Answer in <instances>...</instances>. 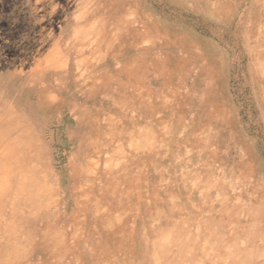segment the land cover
<instances>
[{"label":"rangeland","instance_id":"374dc122","mask_svg":"<svg viewBox=\"0 0 264 264\" xmlns=\"http://www.w3.org/2000/svg\"><path fill=\"white\" fill-rule=\"evenodd\" d=\"M0 162L19 264H264V0H0Z\"/></svg>","mask_w":264,"mask_h":264},{"label":"bare ground","instance_id":"6f19581e","mask_svg":"<svg viewBox=\"0 0 264 264\" xmlns=\"http://www.w3.org/2000/svg\"><path fill=\"white\" fill-rule=\"evenodd\" d=\"M16 155L17 154L14 152V158ZM36 167L35 164H30L26 173L23 172L28 182L19 187L17 191V201H15L14 204V215H12L10 219L4 218L3 220L4 227L2 231H0V263L6 261L8 263L15 262L19 264L24 261L27 253L31 250H38L39 248L47 250L50 248L41 245L32 246V243H30L36 239L34 238L35 222L34 219L31 218L44 214L45 210L43 203L44 189L41 187L37 178L34 177V175H36L34 173L35 170H37ZM3 169H5V164L0 162V171ZM82 171H84L82 168H77L76 174ZM20 178L21 177L16 178V180L18 181ZM2 181H4V179H0V183H2ZM19 202L24 203L19 205ZM13 216L14 218L12 219ZM105 222L111 224L110 218L106 219ZM125 240H127V238H124L122 241ZM57 253H59V250H57ZM146 256L151 264H155L153 252L147 249Z\"/></svg>","mask_w":264,"mask_h":264}]
</instances>
